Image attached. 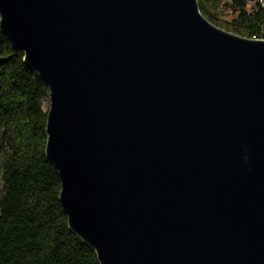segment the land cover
<instances>
[{
  "label": "water",
  "instance_id": "95a60500",
  "mask_svg": "<svg viewBox=\"0 0 264 264\" xmlns=\"http://www.w3.org/2000/svg\"><path fill=\"white\" fill-rule=\"evenodd\" d=\"M0 24L100 264H264V37L198 0H0Z\"/></svg>",
  "mask_w": 264,
  "mask_h": 264
},
{
  "label": "trees",
  "instance_id": "16d2710c",
  "mask_svg": "<svg viewBox=\"0 0 264 264\" xmlns=\"http://www.w3.org/2000/svg\"><path fill=\"white\" fill-rule=\"evenodd\" d=\"M214 23L264 37V6L198 0ZM49 88L0 24V264H100L74 232L60 200L61 177L46 153Z\"/></svg>",
  "mask_w": 264,
  "mask_h": 264
},
{
  "label": "rangeland",
  "instance_id": "374dc122",
  "mask_svg": "<svg viewBox=\"0 0 264 264\" xmlns=\"http://www.w3.org/2000/svg\"><path fill=\"white\" fill-rule=\"evenodd\" d=\"M257 0H248V8H252L255 3H256ZM45 105L47 106L48 105V101L45 100Z\"/></svg>",
  "mask_w": 264,
  "mask_h": 264
},
{
  "label": "built area",
  "instance_id": "2783aa9c",
  "mask_svg": "<svg viewBox=\"0 0 264 264\" xmlns=\"http://www.w3.org/2000/svg\"><path fill=\"white\" fill-rule=\"evenodd\" d=\"M264 6V0H257Z\"/></svg>",
  "mask_w": 264,
  "mask_h": 264
}]
</instances>
